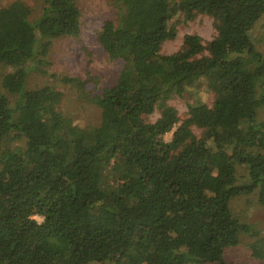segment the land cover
Segmentation results:
<instances>
[{"label":"trees","instance_id":"1","mask_svg":"<svg viewBox=\"0 0 264 264\" xmlns=\"http://www.w3.org/2000/svg\"><path fill=\"white\" fill-rule=\"evenodd\" d=\"M109 1L98 40L124 65L92 128L60 111L55 88L27 89L31 71L49 75L54 41L81 34L76 0H45L36 22L21 1L0 8V68L14 69L3 88L16 97L0 93V264H226L242 236L264 261V231L231 209L251 195L264 205V54L252 37L264 0ZM180 15L213 18L217 35H186L163 55ZM201 84L213 105L181 121L168 101Z\"/></svg>","mask_w":264,"mask_h":264},{"label":"rangeland","instance_id":"2","mask_svg":"<svg viewBox=\"0 0 264 264\" xmlns=\"http://www.w3.org/2000/svg\"><path fill=\"white\" fill-rule=\"evenodd\" d=\"M16 1H21L30 7L31 20L36 22L42 15L45 0H0V8L7 7ZM82 13V31L78 37L62 38L54 44L45 59V70L49 75L39 72H30L27 89L35 90L42 87H53L63 94L60 111L71 117L75 125L82 128L97 127L102 121V109L95 100L113 85L120 77L124 63L121 60H112L105 53L98 40L104 21L115 14V8L109 0H76ZM177 37L164 44L162 54L172 55L183 46L186 35H198L205 43L211 42L217 35L214 19L208 16H199L193 22H185L183 16L176 17ZM252 37L258 50L264 54V17L252 32ZM10 67L0 68V93L7 96L11 102L16 97L7 93L3 88L4 80L13 73ZM76 78L82 81L81 86L75 88L65 85L61 78ZM207 104L212 106L214 95L204 84L188 89L183 97L174 96L168 105L178 111L181 121L187 118L190 105ZM160 118V111L147 118L150 123ZM257 121L264 130V106L258 110ZM195 135L200 138L202 131L194 128ZM174 132V131H173ZM173 132L165 136L170 142ZM24 141L20 144L24 145ZM264 154V150L262 151ZM1 169V163H0ZM241 174L245 175L244 172ZM246 176V175H245ZM233 215L240 222L256 225L264 231V205L258 202L257 195L236 198L231 202ZM38 222L43 220L36 216ZM255 238L242 236L237 247L228 248L225 252L226 264H264V261L252 257L250 245Z\"/></svg>","mask_w":264,"mask_h":264}]
</instances>
